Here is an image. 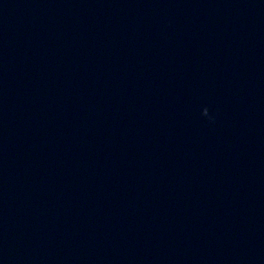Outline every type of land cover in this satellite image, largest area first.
I'll use <instances>...</instances> for the list:
<instances>
[{
    "label": "water",
    "instance_id": "1",
    "mask_svg": "<svg viewBox=\"0 0 264 264\" xmlns=\"http://www.w3.org/2000/svg\"><path fill=\"white\" fill-rule=\"evenodd\" d=\"M0 264H264V0H0Z\"/></svg>",
    "mask_w": 264,
    "mask_h": 264
}]
</instances>
